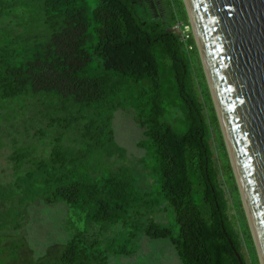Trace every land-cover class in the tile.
<instances>
[{
    "label": "trees",
    "instance_id": "trees-1",
    "mask_svg": "<svg viewBox=\"0 0 264 264\" xmlns=\"http://www.w3.org/2000/svg\"><path fill=\"white\" fill-rule=\"evenodd\" d=\"M181 7L177 21L187 24ZM187 45L190 51L177 33L150 20L141 0H0V150L4 139L13 150L6 158L11 180L0 183V264H108L137 252L139 230L168 240L180 264H246L215 165L218 123L192 35ZM193 53L212 121L196 91ZM118 110L131 112L142 129L137 147L152 160L156 196L139 192L120 162L126 151L112 129ZM27 140L44 143L46 155L36 156L35 141ZM164 203L176 230L150 219ZM48 206L64 221L60 241L45 253L25 232ZM77 221L89 229L70 232ZM116 227L126 229L123 240L102 239Z\"/></svg>",
    "mask_w": 264,
    "mask_h": 264
},
{
    "label": "water",
    "instance_id": "water-1",
    "mask_svg": "<svg viewBox=\"0 0 264 264\" xmlns=\"http://www.w3.org/2000/svg\"><path fill=\"white\" fill-rule=\"evenodd\" d=\"M259 264H264V0H182Z\"/></svg>",
    "mask_w": 264,
    "mask_h": 264
},
{
    "label": "rangeland",
    "instance_id": "rangeland-1",
    "mask_svg": "<svg viewBox=\"0 0 264 264\" xmlns=\"http://www.w3.org/2000/svg\"><path fill=\"white\" fill-rule=\"evenodd\" d=\"M141 1L146 10L148 11V18L150 20L159 21V23L165 26V28L176 32L175 26L177 23L181 22L177 20L183 17L181 7L182 0ZM182 23L185 24L184 22ZM189 34L192 35L191 29L189 31ZM189 57L191 59L189 63L191 67L192 76L194 81L196 82V91L199 95L200 100L202 101L205 115L212 121L213 113L211 111L210 102L208 101L205 86L203 84L199 72V67L197 65L199 63L200 71L203 75L205 85L207 86L199 55L197 57L198 62L194 58V53L193 55L189 54ZM217 128L218 131L216 129V126H214V123L212 122L211 147L214 153L215 165L216 167H218L222 182L227 187L226 195L230 203V209L232 213L231 215L234 224L237 228L238 234L240 235V240L242 243V256L245 258L246 264H256L254 255L251 250L249 239L247 238V231L244 224V219L246 220V217L242 204L241 207L243 210L244 219L241 213V208L239 206L236 193L231 187L228 175L224 172V164L226 162L224 159V153L220 148L219 139V137H221L222 139V136L218 125ZM18 129L21 130L22 128L18 126ZM112 129L114 131V139L116 144L126 151L124 158L120 160V162L121 164L127 165L131 169L133 174V180L136 187L138 188V191L148 192L150 193V197L156 196L158 185L152 173L150 172L152 168V160L146 157V151L144 149H140L137 147V143L143 140V134L142 129L134 120L132 113L129 111L122 110L116 111L112 120ZM34 131L35 129H31L29 133L32 134L34 133ZM4 141L6 145H4V148L0 150V183L6 185L11 180V177L9 176L11 174V170L9 169L10 163H8V160L6 158L13 150L11 144L8 143V139H4ZM31 141L35 140H27L26 145H29ZM34 145L35 147L33 148V152L36 154V156H45L46 154H41V151L44 150V152H47V150H49V147H45L44 143H39V141H35ZM142 158H144L143 163L140 162ZM116 160L117 159H115V161ZM143 165L146 170L145 168H143ZM162 207L164 209L154 210L150 214V219L157 224H160L162 226H170L173 227V230H176L171 209L165 203L162 205ZM1 210H3V207H0V211ZM45 213L46 214L44 215H38V219L40 221H38L37 223L32 222L31 229L28 233L25 232V236L27 235V237L30 238V240L28 241L30 244H36L37 248L44 249V252L46 253L47 247L51 243L55 244V242H58L61 239L62 231L60 230V228H62L61 222L64 221V214L57 209V206L46 207ZM30 218L31 217H26V220H30ZM71 218L72 220L76 219L74 215ZM245 223L248 227L247 220ZM74 226L75 229L70 228V232L74 233L75 230L79 231L84 230L85 228L89 229L88 224H84L83 221L75 222ZM96 228L99 229V226H97ZM116 228L117 229H107L102 239H113L115 242L123 240L126 236V229H122L120 227ZM138 233V237L134 241L135 244L134 242L128 244L129 247H132L134 244V247L137 252L129 257H110L108 264H180L176 252L168 240L149 239L147 237L142 236L140 230Z\"/></svg>",
    "mask_w": 264,
    "mask_h": 264
},
{
    "label": "built area",
    "instance_id": "built-area-1",
    "mask_svg": "<svg viewBox=\"0 0 264 264\" xmlns=\"http://www.w3.org/2000/svg\"><path fill=\"white\" fill-rule=\"evenodd\" d=\"M175 30L177 35L179 36V40L186 46L187 50H191L192 46L187 45L188 40L190 39V26L187 24H183L182 22H179L175 26Z\"/></svg>",
    "mask_w": 264,
    "mask_h": 264
}]
</instances>
